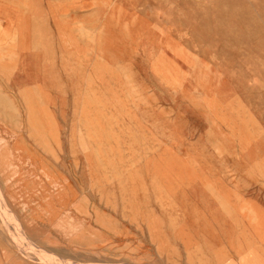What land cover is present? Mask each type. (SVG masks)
<instances>
[{"label":"rangeland","instance_id":"rangeland-1","mask_svg":"<svg viewBox=\"0 0 264 264\" xmlns=\"http://www.w3.org/2000/svg\"><path fill=\"white\" fill-rule=\"evenodd\" d=\"M2 22L0 264H264V0Z\"/></svg>","mask_w":264,"mask_h":264},{"label":"crops","instance_id":"crops-1","mask_svg":"<svg viewBox=\"0 0 264 264\" xmlns=\"http://www.w3.org/2000/svg\"><path fill=\"white\" fill-rule=\"evenodd\" d=\"M4 18H5V16L3 15V13H2V15H1V20L2 21H4ZM4 28H9L8 27V25H6V22H4V24H3V22H2V25H1V27H0V29H4ZM2 32H3V30H2ZM8 32V31H7ZM22 190V189H21ZM3 193H5V194H9L10 192L8 191V190H3ZM34 205H33V207H30V206H28L27 208H29V209H32L33 211H34V214H35V211L37 210V209H39L40 207H39V203H33ZM33 225H39V218H33ZM4 250H5V247H4ZM3 250V252H5L6 253V251H4ZM6 258H8V256H6ZM9 259H6V264H10V262L8 261ZM14 261V263L13 264H20L18 261H16V260H13ZM0 263H1V260H0ZM2 264H4L3 262H2Z\"/></svg>","mask_w":264,"mask_h":264},{"label":"bare ground","instance_id":"bare-ground-1","mask_svg":"<svg viewBox=\"0 0 264 264\" xmlns=\"http://www.w3.org/2000/svg\"><path fill=\"white\" fill-rule=\"evenodd\" d=\"M3 70H4V68H3ZM15 71H16V70H15ZM8 72H9V71H8ZM258 222H259V221H258ZM248 229H249V228H248ZM244 237H245V235H244ZM258 237H259V236H258ZM249 239H250V238H249ZM249 239H248V240H249ZM262 240H263V239H262ZM259 241H260V240H259ZM259 241H258V242H259ZM250 242H251V241H250ZM258 242H257V243H258ZM248 243H249V242H248ZM248 243H247V244H248ZM252 245H253V244H252ZM253 247H254V246H253ZM235 248H236V247H234V249H235ZM232 249H233V247H232ZM234 252H235V251H234ZM253 252H255V251H253ZM210 254H211V253H210ZM232 254H233V253H232ZM260 254H262V253H260ZM263 255H264V253H263ZM215 257H217V256H215ZM207 258H208V257H207ZM210 258H211V257H210ZM221 262H222V261H221ZM225 262H226V261H225Z\"/></svg>","mask_w":264,"mask_h":264}]
</instances>
